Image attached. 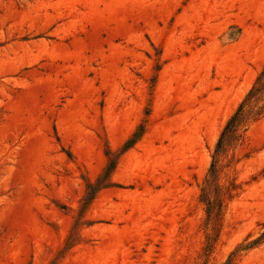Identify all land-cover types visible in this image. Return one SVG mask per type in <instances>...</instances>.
Returning a JSON list of instances; mask_svg holds the SVG:
<instances>
[{
    "label": "rangeland",
    "instance_id": "obj_1",
    "mask_svg": "<svg viewBox=\"0 0 264 264\" xmlns=\"http://www.w3.org/2000/svg\"><path fill=\"white\" fill-rule=\"evenodd\" d=\"M263 70L264 0H0V264H226L264 233V118L213 231L201 189Z\"/></svg>",
    "mask_w": 264,
    "mask_h": 264
},
{
    "label": "trees",
    "instance_id": "obj_2",
    "mask_svg": "<svg viewBox=\"0 0 264 264\" xmlns=\"http://www.w3.org/2000/svg\"><path fill=\"white\" fill-rule=\"evenodd\" d=\"M264 118V70L246 93L235 112L230 116L217 141L212 163L201 189V202L206 208L207 230L213 231L223 212L224 201L233 191V186L224 187L220 183V174L229 152L244 138L249 128ZM231 163V162H230ZM212 237L207 236L205 251L207 254L213 249ZM264 242V233L256 241L244 248H238L229 257L226 264H233L240 250L252 249Z\"/></svg>",
    "mask_w": 264,
    "mask_h": 264
}]
</instances>
